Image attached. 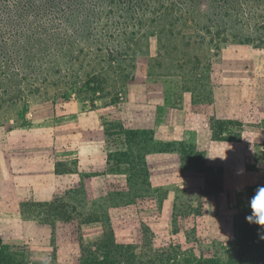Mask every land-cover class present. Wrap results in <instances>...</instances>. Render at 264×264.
Segmentation results:
<instances>
[{
	"label": "rangeland",
	"instance_id": "1",
	"mask_svg": "<svg viewBox=\"0 0 264 264\" xmlns=\"http://www.w3.org/2000/svg\"><path fill=\"white\" fill-rule=\"evenodd\" d=\"M156 18L165 24L172 17ZM168 29L153 34L146 28L126 46L121 28L101 52L83 46L72 70L62 66L81 90L67 91L64 80L54 85V76L40 85L30 108L1 111L0 247L20 264H83L92 253L116 264H171L192 256L228 259L240 251L244 226L234 229L229 222L240 221L239 209L225 210L216 198L219 220L208 224L199 212L206 193L149 184L145 156L157 147L144 121L132 120L151 114V97L166 92L182 101L199 96L204 109L211 91L227 90L245 93L250 110L260 107L264 50L233 43L219 50L201 30ZM111 51L123 57L108 63ZM194 162L202 164L200 157ZM53 172L55 192L40 194L33 183ZM190 183L197 186L198 178ZM246 211L251 215V208Z\"/></svg>",
	"mask_w": 264,
	"mask_h": 264
},
{
	"label": "trees",
	"instance_id": "2",
	"mask_svg": "<svg viewBox=\"0 0 264 264\" xmlns=\"http://www.w3.org/2000/svg\"><path fill=\"white\" fill-rule=\"evenodd\" d=\"M148 14L153 16L151 20L146 19ZM157 15L172 18L163 24ZM177 26L185 31L201 30L219 50L230 43L264 50V0H0V113L17 105L30 108L43 89L40 85L54 76L59 78L54 79V85L64 80L67 91L81 90L70 82V72L62 66L72 70L84 54L83 46L101 52L121 28L128 34L122 43L128 46L146 28H152L153 34L166 28L174 33ZM121 57L111 51L106 60L111 63ZM90 90L96 93L101 89ZM46 213L49 219L55 217ZM239 246L238 254L228 259L192 256L170 262L260 264L264 260V228L247 221ZM0 264L20 263L13 251L0 247ZM83 264L116 261L107 254L92 253Z\"/></svg>",
	"mask_w": 264,
	"mask_h": 264
},
{
	"label": "crops",
	"instance_id": "3",
	"mask_svg": "<svg viewBox=\"0 0 264 264\" xmlns=\"http://www.w3.org/2000/svg\"><path fill=\"white\" fill-rule=\"evenodd\" d=\"M151 98L155 100L151 103L153 112H146L141 120H132L135 125L144 121L143 129L151 130V144L157 147L145 156L150 166L146 175L149 184L174 183L186 193L197 188L196 192L207 194L208 203L198 210L209 217L208 224L219 220L214 206L219 198L221 208H237L244 214L239 222L229 221L233 228L244 226L249 215L246 208H250L245 203L258 187L264 186V102L256 99L260 107L250 110L245 93L227 90L211 91L204 109L199 96L182 101L176 93L166 92ZM196 157L201 158L202 164L194 162ZM79 161L84 162L82 157ZM40 178V184H33L41 186L43 193H34H54L55 172L51 177ZM194 178L199 184L189 185Z\"/></svg>",
	"mask_w": 264,
	"mask_h": 264
},
{
	"label": "clouds",
	"instance_id": "4",
	"mask_svg": "<svg viewBox=\"0 0 264 264\" xmlns=\"http://www.w3.org/2000/svg\"><path fill=\"white\" fill-rule=\"evenodd\" d=\"M251 215L246 219L250 224L264 228V186H260L250 200Z\"/></svg>",
	"mask_w": 264,
	"mask_h": 264
}]
</instances>
